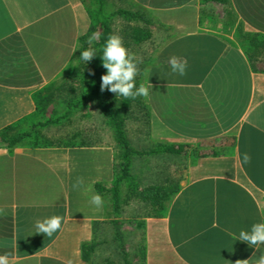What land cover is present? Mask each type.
<instances>
[{"label":"crops","instance_id":"obj_1","mask_svg":"<svg viewBox=\"0 0 264 264\" xmlns=\"http://www.w3.org/2000/svg\"><path fill=\"white\" fill-rule=\"evenodd\" d=\"M103 1L109 36L134 55L138 85L153 86L140 103L117 105L132 149L127 170L92 97L42 129L50 136L72 123V143L0 139V255L9 264H254L264 245L236 237L264 222V0ZM90 24L84 0H0V132L29 129L35 96L63 84L69 65L86 64ZM136 27L149 36L134 39ZM173 56L185 75L172 72ZM53 215L61 230L36 233Z\"/></svg>","mask_w":264,"mask_h":264},{"label":"trees","instance_id":"obj_2","mask_svg":"<svg viewBox=\"0 0 264 264\" xmlns=\"http://www.w3.org/2000/svg\"><path fill=\"white\" fill-rule=\"evenodd\" d=\"M84 1L91 16V24L88 32L84 36H82V40L87 42L94 33L99 34L98 38L93 41V45L91 46V48L95 50L96 55L91 62H87L85 65H69L68 69L66 70V81L63 84H50L48 88H46V93H42L40 95L37 94L35 96L37 107L35 116H37L38 119L31 122V127L29 129L18 130L12 133L11 130L13 127H15V125L8 126L0 132V139L4 141L9 147H12L24 138H26L29 141V144L33 146H48L60 144L62 142L61 138L55 139L47 136L45 133H43V127L50 124H57L63 119H68L72 115V109L75 105H78L84 100L92 97L98 101L102 112L107 117L108 122L112 126L114 137L122 148V169L123 171H126L129 163L127 154L132 149L129 145L125 133L124 117H122L117 112V105L127 107L133 102L140 103L141 96L137 97L136 99H125L122 96L110 98V91L105 90L101 92V76L106 74V69L102 66V54L105 42L110 34L108 25V17L110 16V14L104 11L103 0ZM118 12L130 17L132 15H135L127 10H118ZM132 36L136 40H141L149 36V32H144L143 29L136 27L132 30ZM87 49L89 48L86 43L83 47V51ZM78 73H81L82 76L77 82V87L82 90V94L80 96H74L73 94L75 91V87L73 86V76ZM135 84L138 88L139 85L136 79ZM62 91H66V93H64V96L61 94ZM61 107L64 108V111L60 110ZM72 137L73 136H69L67 139L70 143H72ZM120 178L121 176L116 177L112 184L114 196H117L116 187L120 181ZM100 187L101 186L98 185V188ZM152 189L153 187L148 188L147 190L149 191ZM155 189L158 190V187H156ZM162 199V193H160V195H156L157 201L161 202Z\"/></svg>","mask_w":264,"mask_h":264},{"label":"clouds","instance_id":"obj_3","mask_svg":"<svg viewBox=\"0 0 264 264\" xmlns=\"http://www.w3.org/2000/svg\"><path fill=\"white\" fill-rule=\"evenodd\" d=\"M98 33H94L88 43L91 44L98 38ZM96 55L95 50L89 48L81 52L80 58L85 62L91 61ZM169 65L173 73L181 76L186 74L187 64L179 58L173 56L169 58ZM102 66L106 69V74L101 76L100 90L101 92L107 90L116 96H122L125 99H136L137 97L149 95V87L140 84L137 88L135 78L139 74V67L134 55L129 53V50L124 46L123 38L118 34H112L105 42L102 54ZM251 157L245 153L243 157L244 163H249ZM82 178H78L73 185L74 189H79L83 185ZM90 203L101 208L104 204L102 196L93 194ZM4 211L0 208V214ZM63 217L53 215L45 218L42 221H37L34 225L36 233L46 234L51 237L54 233L61 230ZM237 240L247 242L250 246L264 245V222L254 223L250 230H241L236 237ZM249 260H237L236 264H248ZM0 264H9V257L7 255H0ZM68 264H72L69 260ZM254 264H264V254H261Z\"/></svg>","mask_w":264,"mask_h":264},{"label":"rangeland","instance_id":"obj_4","mask_svg":"<svg viewBox=\"0 0 264 264\" xmlns=\"http://www.w3.org/2000/svg\"><path fill=\"white\" fill-rule=\"evenodd\" d=\"M72 131H73L72 123L67 125L66 128L63 129L61 128L59 130L55 129L54 126L47 129L48 134H50V136H54L53 138L55 137L67 138L69 137V134H71Z\"/></svg>","mask_w":264,"mask_h":264}]
</instances>
